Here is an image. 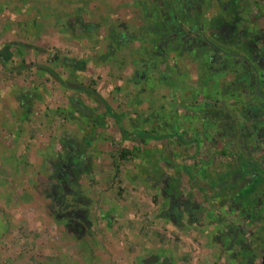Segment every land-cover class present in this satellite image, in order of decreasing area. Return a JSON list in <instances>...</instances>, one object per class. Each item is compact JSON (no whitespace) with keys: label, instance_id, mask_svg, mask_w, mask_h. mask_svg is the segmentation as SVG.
<instances>
[{"label":"crops","instance_id":"obj_1","mask_svg":"<svg viewBox=\"0 0 264 264\" xmlns=\"http://www.w3.org/2000/svg\"><path fill=\"white\" fill-rule=\"evenodd\" d=\"M164 1L0 0V264H243L261 203L240 196L254 177L223 171L235 165L225 129L244 102L225 98L215 118L200 84L226 94L233 75L213 77L183 49L165 65L153 32ZM208 178L227 183L206 192ZM58 192L66 225L42 248L17 214L52 217Z\"/></svg>","mask_w":264,"mask_h":264},{"label":"trees","instance_id":"obj_2","mask_svg":"<svg viewBox=\"0 0 264 264\" xmlns=\"http://www.w3.org/2000/svg\"><path fill=\"white\" fill-rule=\"evenodd\" d=\"M210 1H164L161 23L153 27V32L162 38L160 54H164L163 62L167 67L170 65V53L183 49L200 59L207 69L211 67V74L222 76L230 72L235 94L258 100L257 103L244 100L241 112L233 110L241 119H233L225 129V139L232 142L233 161L237 164L235 173L242 177L253 175L254 181L260 178V173H264L263 169L251 165V171L246 173L244 160L247 157L243 154L264 158V29L258 26V19L263 12L257 6L255 11L249 9L244 0H214L215 13L206 16L204 4ZM217 11L219 13L215 17ZM256 82L258 93H255ZM75 155L80 159V154ZM247 238L251 243L258 242L254 233ZM244 252L249 255L254 250L246 247ZM246 261L245 258L243 264H247Z\"/></svg>","mask_w":264,"mask_h":264},{"label":"rangeland","instance_id":"obj_3","mask_svg":"<svg viewBox=\"0 0 264 264\" xmlns=\"http://www.w3.org/2000/svg\"><path fill=\"white\" fill-rule=\"evenodd\" d=\"M258 1L261 2L262 0H244V3L246 4L247 7H249V9H253V7L255 6V4ZM218 13H219V11H217V13L215 14V17L217 16ZM263 14H264V12H263ZM258 24H259V26H260L261 29H264V15H261L259 17ZM48 47L49 48H52V50L50 49L51 51H58V50H56V48L57 49L59 48V50L62 49V48L60 49V47H58V46H55L54 44H51V45L48 44ZM210 68L211 67H208V69H207V67H205L204 70H206V72L208 74H210ZM213 77H217V75H213ZM213 77H212V79H213ZM228 78L230 79L231 76L229 75ZM200 88L202 90V102H205V106L206 107L209 106L210 103L213 105V110H212L211 113L213 114V116L214 115H217L215 118H217L218 115L220 114V110H224L225 111L226 108H224L223 105L221 106V104H219L220 102H223L224 100H226L225 98H228V99L230 98V101H236V104L237 103H240V101L241 102H244V100H249L251 103H257L258 102V100L256 98H245L243 96L240 97L239 94H235L236 93L235 92V89H234V91H229V93H226L225 94L224 92H222L219 89L220 86H219V88H216L215 85H211V84L204 85V84L201 83L200 84ZM256 89H257V86L255 87V93H257ZM189 108L196 109L192 105L189 106ZM233 132H234V130H233ZM210 140H212V138H210ZM216 141H217V139L215 138L214 139V142H216ZM64 155L65 156L63 158H65L66 160L68 159V161H69V159H72L73 166L75 168H78L80 166V164H79L80 159H78L76 157L75 152H73V150L69 149L68 152H65ZM243 155H245V157H247L244 160L245 161V165H246L245 166L246 167V169H245L246 173H248L249 171H251L250 170L251 169V167H250L251 165H253L254 167H257L258 169L259 168H262L263 169V172H264V162H263V159L264 158H263V156H261L262 158H260V157L258 158L256 156L257 157L256 158L254 156H250L247 153H244ZM247 164H249V165H247ZM236 168H237V164L235 162V165H231L230 169L227 168L226 171H223V173H225L227 176H231L234 173L233 169H236ZM232 171H233V173H232ZM60 173H62L61 177H63L64 176V173H66V172L64 170H61ZM210 174L211 173L208 174L209 177H211ZM52 175H53V173H50L49 174V176H52ZM249 176L252 177L253 175H249ZM259 176H260V178H256V180H254V181L251 182V186L250 187L247 186L246 189H244L243 191H241L240 196H244V198L245 197H247V198L249 197V200H250V203L251 204L257 203V202L261 203L260 206H258L259 207V210H258L259 216L257 217L258 220H254L255 219L254 218L249 223V227L251 229L250 232L253 231V233L256 235V237L258 239V243H262V245L264 247V173H262V174L260 173ZM225 183H227V182L225 180H222V179H221V182L218 183L217 181L215 182V181H213V179L208 178L207 179V182L205 183V185H207V186H203L202 189L204 191L206 190V192H208V189L207 188L208 187H213L214 184H217V186H216L217 188H218V186H220V188L222 189V187L224 186ZM240 183H241V180L240 179H237V178L235 179L233 177H231V179H229V181H228V184L231 185L229 188H231V189L233 188L232 186H234V185L235 186H239ZM58 189H60V187ZM215 190H216V188H215ZM59 192H61V191L59 190ZM59 192H58V195H59ZM45 205L46 204H42L41 208H45L44 207ZM52 205L55 206L54 204H52ZM56 208L59 211H57ZM34 209H36V208H34ZM34 209H33V213L35 212ZM65 211H66L65 202L62 201V204L58 202V205L55 208H53L52 210L48 211V212L51 213L52 217L40 221V220H37V219L34 220L32 218V216H31V214H32L31 212L32 211L31 210H28V209L21 210L20 209L19 210V214H17L18 211H14V213L17 212L16 213L17 215H21L22 217H25V219L23 220L24 224H21V223L18 224L17 223L16 226L21 227V229L24 228V227H26V229H30L31 232H34L36 230V232L39 233V232L42 231V233L41 234L39 233V235H37L36 237L40 239V240H38V242L39 241L41 242L42 248H43L44 245H49V243L52 242L51 241L52 238L55 239V237L57 238V236H58L57 234H55L54 230H52V228L55 226V222L57 221V225H59V226H65L66 225V224L64 225V223L62 224V221L63 220H56V215H55L56 213L55 212H57L59 216H61L60 214H63L65 216L66 215V212ZM21 229H20V232L22 233L23 231H21ZM15 235H16V233H15ZM65 238H68L69 239V236H66ZM196 245H198L197 248H195V250H193L194 253H195L194 254V256H195L194 257L195 258L194 260L195 261H199V256L200 255H203V254H201V251H199V249H198L199 244H196ZM69 246H71V245H68V247L65 246V250L67 248H69ZM17 247H20V246H17ZM24 248L27 249L25 246H24ZM14 250H16V248L13 245V242L11 241L10 242V245H9V249L8 250H5L4 253L8 254L9 255V258L13 259V257L15 256V251ZM41 250H43V249H41ZM50 252L51 251L48 250V249L47 250L44 249L42 252H40L42 259H45V255L49 254ZM34 253L35 252L31 253L28 250H26L24 259H26L28 261L29 258H33L31 255L34 254ZM191 260L193 261V257H191ZM257 260H259V258ZM248 261H249V259H247L246 263L247 264H250V263H248ZM263 262H264V259L261 260V263L260 264H263ZM11 263H9V264H11Z\"/></svg>","mask_w":264,"mask_h":264},{"label":"flooded vegetation","instance_id":"obj_4","mask_svg":"<svg viewBox=\"0 0 264 264\" xmlns=\"http://www.w3.org/2000/svg\"><path fill=\"white\" fill-rule=\"evenodd\" d=\"M58 202L62 204L61 200V196L58 198ZM246 239L248 240V238L246 237ZM245 239V240H246ZM243 240V239H242ZM249 250H254V252H251L249 255L247 254L246 260L249 259L248 263L250 264H260L261 260L264 259V250H263V245L262 243H258V242H254L251 243L249 240L244 243V248H246ZM259 258V260H257ZM264 264V262H263Z\"/></svg>","mask_w":264,"mask_h":264},{"label":"water","instance_id":"obj_5","mask_svg":"<svg viewBox=\"0 0 264 264\" xmlns=\"http://www.w3.org/2000/svg\"><path fill=\"white\" fill-rule=\"evenodd\" d=\"M256 86H257L256 91H257V93H258V82H256ZM80 108H82V107H80ZM82 110H85L86 112H88V110L85 109V108H82ZM155 260H157V256H154V255H153V256L148 257V258L146 259V262L150 263V262H154ZM164 262H167V260H164Z\"/></svg>","mask_w":264,"mask_h":264}]
</instances>
